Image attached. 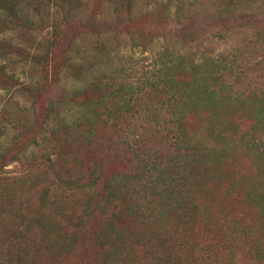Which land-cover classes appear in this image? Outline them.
I'll return each mask as SVG.
<instances>
[{
    "label": "trees",
    "instance_id": "obj_1",
    "mask_svg": "<svg viewBox=\"0 0 264 264\" xmlns=\"http://www.w3.org/2000/svg\"><path fill=\"white\" fill-rule=\"evenodd\" d=\"M258 1L226 0L217 13L214 8L200 9V16L191 21L186 31V38L192 39L194 23L196 40L200 38V42L224 40L226 33L220 30L239 27H251L257 36L251 37L244 50L222 53L209 65L205 61L194 65L191 62L187 68H179L158 87L149 82L152 99L142 101L141 93L137 102L144 103V110L136 109V115H130L131 106L124 109L125 113L108 109L109 89L106 87L103 95L99 80L93 82V97H88L86 84L73 88L62 105L46 111L42 122L35 117L25 120V109L17 101L2 104L0 264L25 263L32 256V248L48 251L52 262L47 264H59V260L68 257L81 263L97 260L100 264H121L114 257L121 252L133 254V247L150 243L140 232L142 222H167L179 215L182 223L174 226L175 230L182 227L200 234L212 232L211 202L204 201V210L211 214L206 217L203 206L199 207L192 197L191 181L195 176L201 180L204 197L212 195L210 188L214 186L222 191V198L228 202L214 207L219 210L224 206L235 212V220L228 224L233 235L245 239L250 223L255 219L264 222V136L240 132L239 125L228 119L229 113L223 108L224 104L236 107L257 124L264 120V60L257 56L264 57V17L257 13L261 7L254 12L247 10ZM240 53L249 63L239 62ZM63 65L79 77L84 73V68L72 62L71 57H65ZM167 68L168 64L157 75ZM226 71L230 73L229 79ZM226 78L232 83V93L226 89ZM14 83L20 86V81L0 66V89L10 92ZM21 85L22 89H15L19 95H25L21 92L25 91L35 97L39 91L31 84ZM190 97L196 99L195 103L184 100ZM78 108V118L64 116L78 113ZM103 109L109 114H104ZM161 110L165 113L161 114ZM198 110L206 112L200 120V131L188 122L193 112L199 115ZM129 115L137 123L145 120L146 134L141 140L132 131L134 124L128 122ZM126 123L130 125L127 127ZM122 124L126 130L117 137L115 130ZM108 130L114 135L112 142H119L106 150H97L91 160L86 161L77 153L79 146H95V138L103 131L109 133ZM228 134L238 137L234 140L240 153L235 159L231 156L233 148L223 149L214 144ZM29 138L30 144H26ZM149 138L151 142L146 146L145 140ZM237 158L243 163H237ZM13 163L22 164L25 172L9 176L7 167ZM130 164L135 165L133 172L120 171V167ZM112 170L115 173L109 174ZM40 180L46 181L40 185ZM240 182L245 185L241 188L245 195L239 198V193H234L240 202L233 205L229 201L233 194L228 189L232 192ZM131 184L139 188H132ZM27 187L38 189L36 197L24 191ZM230 217L229 212L225 219ZM36 234L39 236L34 237ZM36 239L40 243L36 244ZM254 255L264 260V243ZM161 262L175 264L170 256Z\"/></svg>",
    "mask_w": 264,
    "mask_h": 264
},
{
    "label": "rangeland",
    "instance_id": "obj_2",
    "mask_svg": "<svg viewBox=\"0 0 264 264\" xmlns=\"http://www.w3.org/2000/svg\"><path fill=\"white\" fill-rule=\"evenodd\" d=\"M223 1L226 0H0V66L20 81V86L12 84L10 92L0 89V108L5 102L17 101L19 107L25 109L23 111L25 120H33L35 117L42 122L46 111L58 104L62 105V101L73 88L86 84L89 87L88 97H93L92 92L96 88L93 82L99 80L103 95L106 93V87L109 89L106 93L108 109H118L125 113L124 109L131 106L130 115H136V109L144 110L141 108L144 103L137 102L140 94H143L142 101L152 99L148 93L149 82H154L158 87L163 84L165 77L172 78L173 73L179 71V68H187L191 62L194 65L205 61L209 65L214 62L213 60H218L222 53L227 55L229 52L244 50L251 37L257 36L251 27H239L227 31L220 30L226 33L224 40L200 42V38L196 40L194 23L192 39L186 38V31L190 29L191 21H196V16H200L202 11L200 9L214 8V12L217 13V9L224 6ZM258 7L261 9L258 10ZM247 10L261 11L257 13L264 17V0H259ZM198 27L200 28V25ZM257 56L264 60L261 54ZM65 57H71L72 62L84 68L82 76L66 70L63 65ZM239 59V62L249 63L241 53ZM167 64V70L158 76L159 70L164 69ZM226 72L228 78L230 73ZM145 78L152 80L148 81ZM227 78L224 79V83L227 91L230 89L232 93L233 87L229 85L231 81L228 80L230 77ZM24 82L39 89L35 97L29 96L25 91H21L25 95L15 92V89L23 88L21 83ZM239 86L242 90L245 89L244 86ZM82 100L86 99H80ZM184 100L195 103L196 99L190 97ZM197 108L198 106L194 109ZM223 108L227 114L229 113L228 119L239 125L240 132L245 130L264 136V120L257 124L249 121L247 115L242 114L236 107L224 104ZM103 112L109 114L106 109H103ZM160 112L165 113L163 110ZM198 112L199 115L193 112L188 120L189 125L196 131H200V120L203 121L206 115V112L200 113V110ZM80 115L81 109L78 108V113L73 111V115L65 113L64 116L74 119ZM130 115L127 120L134 124L132 131L138 140H141L146 134L145 120L137 123ZM104 118L106 121L109 120L108 117ZM126 125L128 127L130 124ZM124 130L125 124L120 125L119 129L115 130L116 136L121 137L120 132ZM108 131L109 133L101 132L95 138V146L77 147V153L82 154V158L87 161L96 156L97 150H106L107 146L117 143L118 139L112 142L114 135ZM33 134L29 137L31 138ZM128 136L125 138L129 139ZM238 137L241 138V133ZM238 137L228 134L214 144L223 149L233 148L236 155L233 152L231 156L235 159L240 153L234 140ZM30 138L26 144H30ZM145 141L146 146L151 142L150 138ZM158 148L155 150L158 151ZM237 163L243 162L239 159ZM134 168L135 165L130 164L120 167V171L133 172ZM248 169L249 167H246V170ZM22 170L23 166L19 163L7 167L9 176H19ZM113 173L115 171H109V174ZM193 179L192 197L196 204L199 207L201 204L204 210V203L211 202L214 217L211 216L210 219L213 231L200 234V231L191 232L182 227L175 230L174 226L182 223L180 218L182 216L179 214L167 222L145 221L141 224L140 232L150 240V243L133 247V254L118 251L120 255L114 259L121 264H165L161 261L170 256L175 264H264V260H258L254 255L256 248L264 243V222L255 219L250 223L249 233L245 239L233 235L228 229V224L235 220L232 218L235 212L227 210L224 206H220L219 210L214 207L217 203L225 205L228 202L222 198L220 188L218 186L210 188L212 195L206 198L202 195L204 188L200 178L195 176ZM44 182L40 180L39 184L42 185ZM243 186L244 183L240 182L232 192L228 189V192L233 194L229 200L233 205L240 202L234 193H239V198L245 195V192L241 193ZM133 187L139 188L136 185ZM24 191L36 197L38 189L27 187ZM194 212L197 213V210ZM229 212L232 220L225 219ZM210 215L204 210V216ZM239 217L240 215L237 216ZM38 236L36 234L34 237ZM35 242L40 243L39 239ZM5 251L7 252L6 249ZM32 252V256L21 264L52 262L48 251L32 248ZM59 264L100 263L97 260L81 263L68 257L59 260Z\"/></svg>",
    "mask_w": 264,
    "mask_h": 264
}]
</instances>
